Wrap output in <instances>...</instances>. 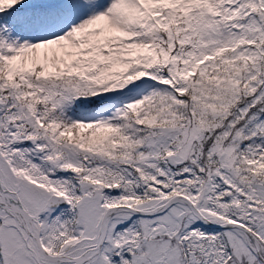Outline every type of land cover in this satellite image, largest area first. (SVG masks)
<instances>
[{"label": "snow or ice", "instance_id": "obj_1", "mask_svg": "<svg viewBox=\"0 0 264 264\" xmlns=\"http://www.w3.org/2000/svg\"><path fill=\"white\" fill-rule=\"evenodd\" d=\"M0 264H264V0H0Z\"/></svg>", "mask_w": 264, "mask_h": 264}]
</instances>
